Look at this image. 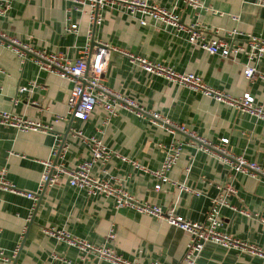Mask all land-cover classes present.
I'll list each match as a JSON object with an SVG mask.
<instances>
[{
    "label": "crops",
    "instance_id": "1",
    "mask_svg": "<svg viewBox=\"0 0 264 264\" xmlns=\"http://www.w3.org/2000/svg\"><path fill=\"white\" fill-rule=\"evenodd\" d=\"M6 1L9 7L0 17V28L27 44L28 49H22L27 51H23L22 61L15 50L0 43V110L50 125L52 129L19 131L0 125V170L6 168L5 179L16 189L0 186V250L10 257L8 263L0 259V264H96L92 252L70 244L57 230L95 245L111 246L135 264H181L188 235L165 220L127 207L116 208L112 197L72 187L65 176L37 192L41 161L51 157L57 138L59 144L64 140L65 150L57 163L72 167L89 157V148L77 131L96 136L107 147L149 171L160 167L168 145L179 140L182 153L167 175L199 194L180 190L170 182L161 183L156 191V176L116 157L105 164L97 162L91 173L122 186L139 201L173 208L176 214L198 222L205 219L212 198L218 194L217 186L231 180L236 192L227 197L229 206L220 210L219 229L264 250V181L233 173L230 165L214 152H205L190 143L187 134L170 132L153 123L148 112H158L214 144L227 138L229 152L261 166L263 120L148 73L127 54L115 51L108 55L102 74L104 81L109 88L134 100L145 113L138 115L121 109L107 119L105 111L95 106L89 118L81 120L67 115L72 82L41 69L33 52H59L74 60L86 46L93 49L92 42H104L134 57L171 66L177 72L198 74L208 85L232 96L249 92L264 106V78H245L242 55L231 59L210 54L191 44L187 32L148 18L141 25V16H131L116 4L100 8L101 23L94 25L70 1L0 0ZM199 1L209 9L193 8L184 0H148L172 10L182 23L197 22L207 38L216 30L222 34L232 28L264 37V6L253 0ZM230 15H238L239 20L234 21ZM71 23L76 24L75 31L66 30ZM241 39L242 36L237 37V41ZM257 69L264 75V56ZM23 85L30 90L20 92ZM58 115L63 118L55 121ZM25 192L36 193L37 199L27 198ZM110 232L114 234L112 239ZM195 264H264V257L207 242Z\"/></svg>",
    "mask_w": 264,
    "mask_h": 264
},
{
    "label": "built area",
    "instance_id": "2",
    "mask_svg": "<svg viewBox=\"0 0 264 264\" xmlns=\"http://www.w3.org/2000/svg\"><path fill=\"white\" fill-rule=\"evenodd\" d=\"M76 4L75 9L80 10L87 15L91 24L101 23L102 16L99 12L100 8L108 5H118L131 16L139 15L141 25L147 23V18L152 21H158L162 24L170 25L178 31L188 33V40L191 44L197 45L210 54H216L223 58H233L242 55L244 58V76L249 81L255 78H264V75L257 69L259 59L264 56V37L243 34L236 28L225 31L222 34L215 31L212 37L207 38L205 31L199 29L198 23L185 24L179 19V16L172 10L165 8L156 3L148 2V0H66ZM193 8L200 9L206 7L199 0H184ZM259 6H264V0H253ZM9 3L0 2V17L6 12ZM234 21L239 20L238 15H230ZM76 24L71 23L66 26V30L75 31ZM91 31H88V38ZM242 36L243 39L237 41V37ZM0 43L11 47L21 57L23 61L24 53L28 49V45L17 41L10 37L4 30L0 28ZM99 46V47H98ZM32 51V49H30ZM111 51L127 54L148 73L162 76L170 81L178 83L189 89L197 91L205 96L212 98L217 102L224 103L230 107L236 108L243 113H247L257 119L264 121V106L255 101V98L245 92L241 96H232L221 90L208 85L200 75L193 72L180 73L175 71L171 66L164 65L159 62H152L145 58L132 56L127 52H123L115 46H110L104 42H100L93 49L89 45L83 50L82 55L72 60L59 52H33L36 55V62L41 69L49 70L56 73L59 77L72 82V86L67 99V115L78 116L81 120H87L95 106H100L104 111L107 119L116 116L121 109L130 110L138 115L144 114V109L140 107L134 100L119 94L109 88L102 76L108 55ZM30 53V52H29ZM30 85V84H29ZM20 92L29 91L30 87L23 85L18 89ZM153 123L165 126L170 132L176 130L187 134L190 143H195L200 150L205 152H214L221 160L230 165L233 173H242L251 177H257L264 181V166L246 159L242 155H235L228 151L226 145L227 138H222L219 144H214L210 140L198 136L194 131H189L184 125L171 122L168 118L162 116L158 112H148ZM63 118L61 115L56 116V120ZM0 125L11 126L19 131L39 130L47 132L52 126L42 124L39 121L26 119L9 111L0 110ZM83 142L89 148V157L78 162L72 167H66L62 163L54 164L56 156L63 157L65 150L61 146L59 139L55 140V144L51 150V157L42 160V172L38 181L37 192L43 191L47 186L54 184L61 176L67 178V182L72 187L84 189L88 194H103L112 197L116 208L127 207L139 213L155 216L165 220L167 223L183 230L188 235L186 251L183 255L181 264H195L199 258L204 245L212 242L223 247L240 248L247 250L253 254L264 257V250H261L253 244H247L222 232L219 227L221 224L220 210L223 206H229L227 197L235 193L236 190L231 180L223 185H218V194L212 198L210 206L207 210L205 219L201 222L190 221L183 216L175 213L173 208L163 209L162 207L151 204L147 201L137 200L122 186L112 184L109 179H102L93 176L91 170L97 162L105 164L110 159L116 157L122 161L128 162L134 168L149 172L158 178V182L154 185V190H160L161 183L170 182L177 185L180 190L199 194L198 191L186 186L184 183H176L170 180L167 175L171 167L177 162L182 153V142L175 140L168 145L165 156L157 170L149 171L145 169L135 160L107 147L101 139L96 136L83 135L81 131H77ZM231 173V175H233ZM6 168L0 170V186L5 189L16 191L12 184L5 179ZM27 198L36 200L37 195L34 192H25ZM241 212H245L242 211ZM59 236L64 237L70 244L76 246L84 252H92L96 258V264L108 262L109 264H135V262L124 258L118 254L113 247L104 244L95 245L81 238L71 237L65 232L57 230ZM114 237L113 232L109 233V239ZM14 256L12 254L11 258ZM0 259L9 262L10 257L4 255L0 250ZM152 264H159L153 262Z\"/></svg>",
    "mask_w": 264,
    "mask_h": 264
},
{
    "label": "water",
    "instance_id": "3",
    "mask_svg": "<svg viewBox=\"0 0 264 264\" xmlns=\"http://www.w3.org/2000/svg\"><path fill=\"white\" fill-rule=\"evenodd\" d=\"M97 45H98V44H94L93 42L91 43V47H93V46H97ZM98 47H99V46H98ZM63 141H64V140H62V142H61V144H60L59 150H60L61 146L63 145ZM57 158H58V156L55 157V159H54V164L56 163ZM14 261H16L15 258H14Z\"/></svg>",
    "mask_w": 264,
    "mask_h": 264
}]
</instances>
